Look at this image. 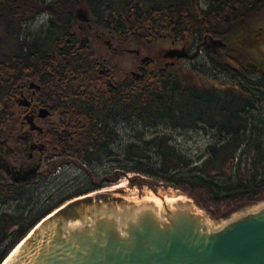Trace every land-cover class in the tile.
Returning a JSON list of instances; mask_svg holds the SVG:
<instances>
[{
    "label": "trees",
    "instance_id": "16d2710c",
    "mask_svg": "<svg viewBox=\"0 0 264 264\" xmlns=\"http://www.w3.org/2000/svg\"><path fill=\"white\" fill-rule=\"evenodd\" d=\"M80 4L125 44L130 42L125 35L137 31L155 36L172 30L201 39L225 35L264 0H0V156L25 157L31 136L43 142V154L60 155L49 170L64 157L83 166L112 163L113 173L101 181L127 173L148 176L186 193L213 217L264 199V68L206 41L212 68L227 73L230 82L198 85L182 81L177 72H157L108 90L88 81L93 68L88 48L69 45L73 11ZM41 12L47 15L45 24L21 40L26 22ZM25 79L38 80L42 101L57 112L41 131L21 122L18 97ZM162 124L202 129L209 140L193 157L173 131L147 134V128ZM121 125L133 133L122 138ZM1 167L0 264L63 200L38 209L41 191L31 183L33 177L12 182Z\"/></svg>",
    "mask_w": 264,
    "mask_h": 264
},
{
    "label": "water",
    "instance_id": "95a60500",
    "mask_svg": "<svg viewBox=\"0 0 264 264\" xmlns=\"http://www.w3.org/2000/svg\"><path fill=\"white\" fill-rule=\"evenodd\" d=\"M210 40L226 42L213 35ZM29 83L39 86L33 80ZM18 103L28 105L29 99L19 96ZM49 112L45 105L38 107V116ZM24 117L29 129L42 130L31 111ZM43 145L35 142L31 148ZM67 205L45 219L5 264H264V204L218 228H210L206 214L189 202L163 204L161 214L151 202L121 206L120 210L108 203L90 207L85 212L89 217L81 216L76 226L60 215Z\"/></svg>",
    "mask_w": 264,
    "mask_h": 264
},
{
    "label": "rangeland",
    "instance_id": "374dc122",
    "mask_svg": "<svg viewBox=\"0 0 264 264\" xmlns=\"http://www.w3.org/2000/svg\"><path fill=\"white\" fill-rule=\"evenodd\" d=\"M80 5L84 6L87 9L85 4ZM90 13L89 16L91 15ZM46 17V13L41 12L36 17H34V19H31L30 22H26L25 26L22 29L25 34H21V40H23L22 37H25V41L30 39L31 35L35 31H37L38 28L42 26V24H45ZM76 25L77 23L76 21H74L73 27L76 28ZM28 31L31 32L29 33ZM225 41H228V44H232V48L230 47L231 55L234 52V55H239L242 58H247L248 60L257 63L260 67L264 68V5L259 6L258 9L255 8L253 10H250L245 14V16L236 19L234 21L233 27L228 33L227 40ZM88 43L90 47H94L97 52L105 54L110 63L117 67V72H119L120 70L121 75H125L127 70H129V68L135 64L136 60L134 59L135 54L133 52L126 51L125 49L119 53L114 52L112 48H109L107 46V43L104 40H97L93 36L90 37ZM119 44L126 45V47H136L138 45L135 41L126 42L125 44ZM164 46L165 43H163L162 38H159L152 43L145 44L143 50L145 51V49L147 48L150 51H157ZM229 59L232 60L230 62L235 63L232 58ZM193 60L196 61L195 66L187 65L182 68L181 71L179 70V72L181 73L180 78L182 81L190 80L198 85L208 84L211 82L216 83V85L217 83L218 85H223V83L231 81V77L227 73L216 72L215 69L212 68V64L207 56H205V58L203 56L194 58ZM57 117L58 116L56 110H53L49 117L50 120H54ZM46 123L47 122H43L44 125ZM155 129H167L169 131H173V134L178 137L177 140L179 141V145L182 146V148L186 149L188 153L193 157L200 154V151L204 148L205 144L209 140V133H205L202 129L193 130L191 128L184 130L182 128H173L164 124L159 125L157 128H154L152 126L150 128H147V134L153 132ZM119 132L122 138L124 136L126 137V135L128 134L133 133L131 128L125 125L120 126ZM33 153L34 159H28L27 155H25V157L16 155L7 156L2 159L3 161H1L2 163H0L2 166L1 171L9 181H23L22 179H17L14 171H16V169L20 166L26 167L36 165L38 162L37 157L39 153L35 148L33 150ZM43 155L45 159L40 164L39 172L32 178V180H30L31 183H36L35 185L41 191V205L38 207V209H43L51 203L60 200L62 197L63 200L59 203L58 207L53 209L40 221H38L23 238H25L30 232L31 234L27 239L32 238L43 225V221L45 219H48V217H50L51 215H55L52 213H55V211H57V209H59L62 205L68 204V198H71L69 199V201L75 199V197H72L77 194L76 192L92 185L94 187H92L90 191L85 193L79 192L80 194L78 193L79 195H76V198H87L86 200H82L81 202H79L74 208V211L81 214L84 219L89 217L85 212L90 207H104L109 203L113 208L120 210L121 206L129 207L140 203H146L147 201L139 200L142 197H149L153 194L159 196H163L164 194L170 195L173 193L183 194L193 201L190 196H188L186 193H183L178 188L144 175L127 173L122 176H117L114 181H101L102 176H108L113 173L114 166L112 163L107 164L106 162L104 165L96 164L93 166H83L74 162L72 158H69V161H67V158L64 159V157L59 167L49 170L52 163L59 160L60 155H53L49 153H44ZM6 166H8V168ZM49 195L50 198L47 197ZM189 203L192 205L191 202ZM263 204L264 199L257 200L254 203L235 210L229 216L225 217H213L206 209L198 206L197 204L196 206H198L202 210V213L206 214V218L208 217L209 227L218 228L226 221L235 218L236 216H239L246 211L256 209ZM68 213L69 211L66 213H60V215H64L63 217H65V220H67L66 223L73 222L72 224L75 225L81 224V219H78L76 217L69 219ZM57 216L58 215H56L55 217ZM39 222L40 225L37 226Z\"/></svg>",
    "mask_w": 264,
    "mask_h": 264
},
{
    "label": "flooded vegetation",
    "instance_id": "af4514ba",
    "mask_svg": "<svg viewBox=\"0 0 264 264\" xmlns=\"http://www.w3.org/2000/svg\"><path fill=\"white\" fill-rule=\"evenodd\" d=\"M84 15L89 16L87 9L82 5L75 6L73 11V22L76 21L77 25L76 28L73 27V23L70 25L69 45L76 48L81 46L88 48V51H90L89 58L93 64V68L89 70V73L91 74H89L88 81L91 84L95 81V85L103 86L108 90H117V87L126 86V84L131 79L143 78L150 74L154 75L157 72H160L164 75L177 72L180 76L178 70L181 71L182 68L187 65H196V61L193 60L194 58L202 56L205 58V56H207L210 61L209 54L207 53L209 52V49L205 44L206 41H208L209 45L212 46V48L215 50L219 51L221 48H226L227 55H231L230 51L232 48V44H228V41L223 44H219L210 40L211 35L203 34L201 39L198 35H191L185 32L177 34L172 30H169L167 32L159 31L155 36L144 35L140 31H137V34L136 32L132 35L126 34L124 37V39H126L125 41H135L138 44L136 47H126V45L119 44L122 41V37L120 34H116L111 29H107L103 27V25L95 22L91 15L89 16V20L83 19L82 16ZM135 35L136 37H134ZM91 36L95 37L97 40H104L107 43V46L109 48H112L114 52L119 53L124 49L126 51L133 52L135 54V64L131 66L129 70H127L125 75H121L120 70L119 72H117V67L110 63L105 54L97 52L94 47H90L88 42ZM221 37L227 40L228 34L221 35ZM159 38H162L163 43H165V46L163 48H160L157 51H150L147 48L145 49V51L143 50L145 44L152 43ZM144 41L147 43H145ZM129 48H136L137 51L134 49L129 50ZM32 80L36 83H39L37 79ZM29 82L30 80L26 81L25 79L20 84V86L22 87L19 91V96L29 99L28 105L21 104L23 106L21 122L25 123L28 126L24 114L27 111H31V113H33L34 115V120L42 125L43 122L51 121L49 118L51 115V111L46 116H38V107L40 105H45L48 107V105L47 103H44L42 101V97H40L39 95L38 89L41 87L40 83L39 86L36 87L34 85H30ZM26 134L28 133L26 132ZM35 142L39 143L41 141H36L35 138H31V136L27 140L26 145L29 146L27 154L28 159H34V148H31V145ZM42 148H35L39 153L37 157L38 162L36 165L26 167L20 166L16 169V171H14L17 179H30L39 172L40 164L45 159ZM0 158L1 160L4 159L3 155H1ZM66 158V160L69 161V157ZM6 167L8 168V166ZM74 197L75 199L70 201L69 199L71 198H68V205L62 212L66 213L69 211V219L73 217L80 219L81 215L78 212H75L74 208L79 202H81L82 200H86L87 198H76V195L72 198Z\"/></svg>",
    "mask_w": 264,
    "mask_h": 264
},
{
    "label": "bare ground",
    "instance_id": "6f19581e",
    "mask_svg": "<svg viewBox=\"0 0 264 264\" xmlns=\"http://www.w3.org/2000/svg\"><path fill=\"white\" fill-rule=\"evenodd\" d=\"M139 201H147V202L153 203L158 214H161L163 204H167L169 206H172L175 203L180 202V201L181 202H185V201L191 202L192 207L195 210L202 212V210L198 206H196L195 203L189 197H187L186 195H183V194H174L173 193L170 195L164 194L163 196L153 194L149 197H145V198L142 197ZM72 223L73 222H71V223L69 222V225H75ZM207 223H209L208 217H207ZM39 225H40V222L37 224V226H39ZM76 225H78V224H76ZM30 234H31V232L16 245V247L10 252V254L3 260V262L1 264L7 263V261L9 259H12L15 255H17V253H19V251H21L23 249V246L25 245V241L30 236Z\"/></svg>",
    "mask_w": 264,
    "mask_h": 264
}]
</instances>
